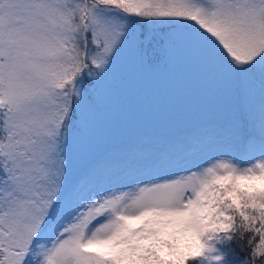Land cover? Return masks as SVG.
<instances>
[{
    "label": "snow or ice",
    "instance_id": "6c2138e0",
    "mask_svg": "<svg viewBox=\"0 0 264 264\" xmlns=\"http://www.w3.org/2000/svg\"><path fill=\"white\" fill-rule=\"evenodd\" d=\"M181 35L225 76L211 118L66 212L84 82ZM0 264H264V0H0Z\"/></svg>",
    "mask_w": 264,
    "mask_h": 264
},
{
    "label": "rangeland",
    "instance_id": "374dc122",
    "mask_svg": "<svg viewBox=\"0 0 264 264\" xmlns=\"http://www.w3.org/2000/svg\"><path fill=\"white\" fill-rule=\"evenodd\" d=\"M158 45L154 52H159ZM162 47L166 56L153 70L136 41H128L116 53L103 73L109 83L96 79L108 105L106 112L91 106L83 90L81 133L70 143L67 193L89 166H99L103 161L106 166L126 164L123 170L106 176L105 188L98 177L95 192L125 184L161 160L178 134L211 118L213 98L228 87L211 54L185 35ZM253 91L258 100L259 80L254 82ZM224 147L226 143L210 145L209 158L214 155L211 152Z\"/></svg>",
    "mask_w": 264,
    "mask_h": 264
},
{
    "label": "trees",
    "instance_id": "16d2710c",
    "mask_svg": "<svg viewBox=\"0 0 264 264\" xmlns=\"http://www.w3.org/2000/svg\"><path fill=\"white\" fill-rule=\"evenodd\" d=\"M156 45H158V43H155L153 47ZM165 56H166L165 49H163L162 46H160L159 52H154V48H153L152 54L146 59L147 66L153 70L155 66L163 62ZM98 79L104 81L106 84L109 83L108 78L103 74ZM257 80H259L258 77ZM99 85L100 84L98 83L97 80H95L94 84L85 81L83 84V90L88 100V103L91 104V106H93L95 109H101L106 112L108 110V105L104 100V97L100 93ZM80 119H81V115H80ZM79 133H81V130L78 128L73 137L78 136ZM125 164L122 165L120 164V162H117L114 166L113 165L106 166V163H104L103 161L102 163L99 164V166H93V170L88 175L85 176L84 180L81 181L79 187L76 188L75 191H72V188L68 190L69 191L68 194L70 198L65 201V211L66 212L71 211V208L73 206L72 205L73 200L75 198L85 196L86 194L90 195L96 191L98 187V183H97L98 177H99V182L104 183V188H105L108 185V179L106 176H110L112 172L113 174H115L117 173V171L123 170ZM231 247L234 248L235 245H232Z\"/></svg>",
    "mask_w": 264,
    "mask_h": 264
},
{
    "label": "clouds",
    "instance_id": "9594fccd",
    "mask_svg": "<svg viewBox=\"0 0 264 264\" xmlns=\"http://www.w3.org/2000/svg\"><path fill=\"white\" fill-rule=\"evenodd\" d=\"M160 256L165 261H168V260L175 261L176 260V257L175 256H172V255H168L167 254V249H164V250L160 251Z\"/></svg>",
    "mask_w": 264,
    "mask_h": 264
}]
</instances>
